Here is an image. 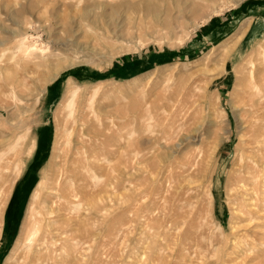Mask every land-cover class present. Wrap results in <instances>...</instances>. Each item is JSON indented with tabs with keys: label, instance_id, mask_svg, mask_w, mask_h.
Wrapping results in <instances>:
<instances>
[{
	"label": "rangeland",
	"instance_id": "374dc122",
	"mask_svg": "<svg viewBox=\"0 0 264 264\" xmlns=\"http://www.w3.org/2000/svg\"><path fill=\"white\" fill-rule=\"evenodd\" d=\"M72 1L0 0V264L28 224L31 201L36 208L50 193L46 178L57 134L74 128L76 139L82 116L92 143L102 138L100 131L106 138L104 158L92 160L102 171L86 181L89 201L70 205L63 217L77 229L65 235L50 227L53 240L48 233L36 241L41 264H264V225L243 237L226 189L244 139L241 76L249 77L264 47V0H149L151 17L121 6L126 0ZM137 6L141 12L143 4ZM86 9L90 22L80 19ZM23 19L32 22L29 45L18 49L8 32ZM23 47L29 56L21 54ZM35 61L46 66L36 71ZM30 75L41 81L25 90ZM16 97L18 105L8 108ZM174 100L188 115L189 134L203 136L211 118V131L230 135L212 149L210 203L206 185L197 182V195L184 197L202 211L175 215L181 228L171 227L172 209L179 215L191 206L168 200L164 159L166 108ZM68 112L76 123H63Z\"/></svg>",
	"mask_w": 264,
	"mask_h": 264
},
{
	"label": "bare ground",
	"instance_id": "6f19581e",
	"mask_svg": "<svg viewBox=\"0 0 264 264\" xmlns=\"http://www.w3.org/2000/svg\"><path fill=\"white\" fill-rule=\"evenodd\" d=\"M69 1H72V0H69ZM76 1H77V4L76 3L75 4L80 5L78 4V0ZM145 1L146 2H144V0H126L125 2L122 3L121 6H125L126 9H129L135 12L137 11L138 14L142 13V15L144 16L151 17L152 13L154 12L153 8L150 5L149 0H145ZM208 1H212V0H208ZM241 1L242 0H233L232 4L237 5ZM139 2L143 4V9L141 10V12L139 11V8L137 6ZM101 4L102 3H100L99 6H102ZM114 10L115 9H113V11ZM89 15H90L89 10L86 9L85 11H83L80 15L81 21L90 22ZM14 24L17 27L16 28L14 27L15 29H12L10 30V32H8L9 37L11 38V40L12 39L18 40L19 45L17 46V48L21 49L24 41L26 39L27 40L29 39L28 31H30L29 29L32 25V22L28 20L26 21L23 19V20H19L15 22ZM22 51L23 52L21 54L26 55V56L30 55L29 54L30 50H28V48H24ZM40 51L44 53L42 49ZM22 58L24 57L22 56ZM30 61L28 63H30ZM32 63L35 67V70L36 68L37 69L40 67L44 68V66H46L41 61H35ZM251 66L252 67L250 68L251 70L249 71V77L247 76L248 72H244V74L241 76V78L243 79V82L241 83V85L243 88L242 98L244 99V105L241 108L243 112H241L240 121L238 122H240V124L242 123L241 129L244 130L243 132L244 139L242 141L243 146L240 147L239 158L237 160L236 167L234 170H232L233 172L230 173V175L228 176V180L226 182L227 193L229 197L232 198L229 201V204L231 203L235 204V209L237 210L235 211V213L239 212L238 219H239V222L243 224L242 225L244 229V230L242 229L244 231L242 233L243 237H246L249 235V232H250L249 229H251V233H253L254 232L253 227H257L258 225H260V223L261 225H264V222L260 221V219H262L263 217L261 212L264 211V111H263L264 110V47L258 50L256 57L253 59L251 63ZM60 69H57V70L59 71ZM54 72L53 74L55 75ZM39 81L41 80H39V78L35 77L34 75H30L29 77L24 78L25 90L26 88H31L32 85L39 83ZM11 84L13 85L12 82ZM7 85H10L9 81H7ZM13 86H16L17 88L18 84L13 85ZM23 88H20V89H23ZM75 94L76 93H74V95ZM70 98L73 99L71 96ZM17 100L19 99L18 98L12 99V103L7 104V107L10 106L11 104L12 106L13 105L17 106L18 105ZM245 100L247 103H245ZM20 108H22V106H20L18 110H20ZM166 109L168 111L167 118H168V129H169L165 137L167 140L168 146H165L167 147V151H166V155L164 158L166 160L167 175L169 176L168 178L169 185L166 188V194H167L169 201L174 200L175 203L173 201L172 202L175 204L176 207H180L179 205L177 206V204H178V201H182V200H184L185 202L188 203L189 206H191L187 208L186 210L182 211V213L179 215H177L176 211L172 209L173 211L171 214V219L169 218L173 222V224L170 223L171 227L181 228L180 218L175 217V215L176 216L181 215V218H184L183 214L187 213V215H189L190 213L194 212V210L197 209V208L195 209V206L192 205L193 203L190 199H187L184 197L185 192L193 193L194 196L197 195L195 193V191L197 190V186H198L197 182L199 183L202 181V184L206 185L205 186V188L207 189L206 196H208L207 197L208 199L207 198L206 199L207 201H209L208 203H210V195L212 191V179L213 178L212 176L210 178L209 173L211 172L209 170V166L211 165V162H212L211 158L213 157L211 156L212 149L215 146H217L218 143L220 144L222 142H227V140H229L230 138V135H228V132H229L228 129L224 130L220 137L217 135L218 133L215 129L214 131H211V127L214 125V122L211 118L207 119V122H206L207 125L203 129V134H202L203 136L199 137V135L197 136L193 134L191 135L189 134L188 129L185 127V119H187L188 117L187 113H185L186 111L181 112L177 104L175 103V100L171 104L169 103ZM73 115L74 114L72 112H68L65 118L63 119L64 121L63 123L66 124L69 122L72 124L75 121L77 122L78 120L75 119ZM84 118H85L84 116L79 118L80 119L79 121L82 122V129H79V135L78 137H76V139H74V133H76V131L72 127H71L72 129L70 133L67 134L66 136L61 137L60 134H57L60 140L59 142H55L53 152H52L51 162L49 164L51 173L46 178V180L48 181L47 182V188L49 189L48 192L50 193L47 195L46 194L43 195L44 197L41 195L43 200L41 202V205L39 202V205H37L36 208H34L33 206V204L35 203L32 204V201H31V206H29L28 212H27L28 216L26 217L27 219L26 222H28V224L24 228L21 226L22 230L21 232L19 231L20 233L13 244L11 253L7 257L5 264H41V261L45 259V257L43 256L42 253L35 250L34 247H35L36 241L39 242L40 240H43L44 238H46L48 233L50 235V239H52L53 236L51 235L54 233L52 234L50 233V230H51L49 229L50 227H53V229L56 230L55 232L61 231L62 234L63 233H65V235L68 234L69 232L68 229L70 228L71 230L72 223L69 219L67 220V219H64L63 217L67 215V211L72 206H74L75 202H77L76 204L79 205L81 202L89 201L90 193L87 191V188L85 186L86 181L89 180V177L91 176L90 174H92V176H94L95 178H98L97 174H101L102 166L100 164L92 165V160L93 159L98 160V159L104 158L103 156L105 154L104 146L106 145L105 143L106 138L103 137L102 131H100V135L102 136V138L100 140H95L96 143H92L91 137H90L91 133L89 132L90 129L88 126H86L87 122L85 121ZM199 129L201 128H195L194 132L197 133ZM61 130L63 131L62 128ZM86 134H88L89 137H87ZM174 138H179V139L177 142H175ZM209 161H210V165L208 164ZM81 179L83 181H80ZM75 180H76L75 182L76 185L74 187L70 186V184H73V181ZM39 187H41V184ZM6 188H9V187H6ZM198 188H200V186ZM74 197L78 198V201H76ZM187 197L191 198L189 196ZM4 201H5V196L1 195V192H0V217L1 218H2L1 215L3 212L2 209H4L3 204H5ZM46 201H47V204H46ZM200 204L202 203H199V205ZM46 205H49V206H46ZM198 207L201 208L200 206ZM196 211L198 212L199 210L197 209ZM201 211H199L198 213H201ZM169 226L170 225H168V227ZM76 229H72L71 231L73 230L75 231ZM175 233L176 234L180 233L181 235V232H178V230L175 231ZM62 234H60V236ZM82 235H83V238H85L86 234H82ZM75 236H79L81 238L80 235H75ZM176 236L177 235H175L173 238L175 239ZM62 242H66V241H62ZM51 244L48 243L50 247H51ZM52 252H53V249L47 253L50 256Z\"/></svg>",
	"mask_w": 264,
	"mask_h": 264
}]
</instances>
